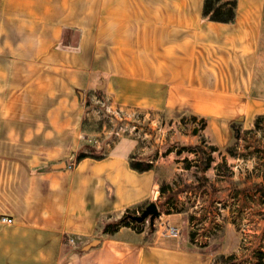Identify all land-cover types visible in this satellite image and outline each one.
I'll return each instance as SVG.
<instances>
[{"label":"crops","instance_id":"crops-1","mask_svg":"<svg viewBox=\"0 0 264 264\" xmlns=\"http://www.w3.org/2000/svg\"><path fill=\"white\" fill-rule=\"evenodd\" d=\"M203 4L0 0V217L12 218L0 221V264H211L220 253L244 255L226 221L236 217L228 197L186 198L187 190L163 201L147 230L101 233L124 210L162 202L158 162L131 168L126 140L103 158L74 161L86 136L77 92L98 80L124 104L247 128L264 113V0H235L231 22L204 18ZM238 182L231 186L245 194ZM207 203L219 205L218 224L200 244L184 228L192 215L209 216Z\"/></svg>","mask_w":264,"mask_h":264},{"label":"rangeland","instance_id":"rangeland-1","mask_svg":"<svg viewBox=\"0 0 264 264\" xmlns=\"http://www.w3.org/2000/svg\"><path fill=\"white\" fill-rule=\"evenodd\" d=\"M95 84L101 87L96 88ZM79 91L82 95L78 92L77 95L82 99L86 116L83 123L86 136L78 147L83 143L94 144L108 154L118 142H130L134 146L131 155L144 160L150 158L153 164L158 162L156 179H164L169 185L161 194L162 202L151 200L160 211L163 201L183 196V190L191 191L186 198L194 192L216 199L228 197V208L236 212V217L226 221L231 223L239 245L245 249L239 258L248 264L254 249L264 251V113L260 114L257 125L253 122L247 128L241 119L228 121L117 102L107 81L104 84L98 80ZM135 95L138 97V92ZM207 160L209 166L205 167ZM241 180L244 189L247 188L246 195L236 194L237 187L231 186ZM251 187L256 202L252 207L247 205L251 201L247 193ZM146 203L129 213H139ZM218 207L217 203H207L209 216L192 215L184 228L186 237L208 234L212 226L215 229L213 222H218L214 218ZM123 213L114 219L121 218ZM140 228L147 230L148 221L141 223Z\"/></svg>","mask_w":264,"mask_h":264},{"label":"trees","instance_id":"trees-1","mask_svg":"<svg viewBox=\"0 0 264 264\" xmlns=\"http://www.w3.org/2000/svg\"><path fill=\"white\" fill-rule=\"evenodd\" d=\"M202 15L204 18L212 21L231 22L235 16V0H204ZM191 117L195 118L194 115H191ZM259 118L260 115H257L254 120V125H257V121ZM85 120L86 116L84 114L83 123ZM105 155H107V153H105L102 148L97 149L96 145L94 144L83 143L76 151L74 161L77 162L85 157L100 159ZM208 160L205 162V167L209 166L210 161ZM130 166L137 171H145L152 168V162H148L141 158L130 155ZM158 185V190L160 193H163L165 191V188L169 187L164 179L158 180ZM131 210L132 209L124 210L123 216L119 219H113L104 222L100 227V232L112 234L116 232L119 227L130 225L132 226V228L140 231L141 224L129 221L128 219H124V216ZM250 258L251 260L247 262L248 264H264V251L254 249L253 252H251ZM244 261V259H240L234 253H220L214 256L211 264H246L244 263Z\"/></svg>","mask_w":264,"mask_h":264},{"label":"water","instance_id":"water-1","mask_svg":"<svg viewBox=\"0 0 264 264\" xmlns=\"http://www.w3.org/2000/svg\"><path fill=\"white\" fill-rule=\"evenodd\" d=\"M62 165V164H60ZM161 212L158 209L157 204L154 201H149L146 203L140 210L139 213L131 214L128 213L124 216V219H130L131 221H134L135 223L141 224L145 221H148L149 225H153L154 220L157 219L160 216ZM98 240H92L87 245L84 246V249H88L91 246L96 245Z\"/></svg>","mask_w":264,"mask_h":264},{"label":"built area","instance_id":"built-area-1","mask_svg":"<svg viewBox=\"0 0 264 264\" xmlns=\"http://www.w3.org/2000/svg\"><path fill=\"white\" fill-rule=\"evenodd\" d=\"M0 221H2V222H6V223H10V222H12V218H9V217H6V216H2V217H0ZM213 225H216L214 222H213ZM212 229H213V226H212ZM163 232H170V227L169 226H164V229H163ZM207 235L208 234H204L203 236L202 235H200V234H196L195 236H194V241L196 242V243H202L203 242V240H204V237H207ZM72 241V239H70V242Z\"/></svg>","mask_w":264,"mask_h":264}]
</instances>
